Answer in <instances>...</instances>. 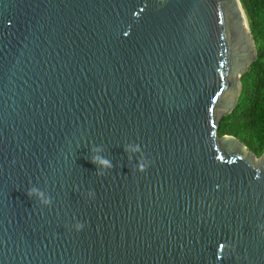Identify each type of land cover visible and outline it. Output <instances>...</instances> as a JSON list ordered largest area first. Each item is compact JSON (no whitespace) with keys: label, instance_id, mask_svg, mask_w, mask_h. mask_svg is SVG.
Wrapping results in <instances>:
<instances>
[{"label":"water","instance_id":"1","mask_svg":"<svg viewBox=\"0 0 264 264\" xmlns=\"http://www.w3.org/2000/svg\"><path fill=\"white\" fill-rule=\"evenodd\" d=\"M256 59L238 0H0V264H264V150L218 135Z\"/></svg>","mask_w":264,"mask_h":264},{"label":"trees","instance_id":"2","mask_svg":"<svg viewBox=\"0 0 264 264\" xmlns=\"http://www.w3.org/2000/svg\"><path fill=\"white\" fill-rule=\"evenodd\" d=\"M247 19L257 59L240 78L234 110L219 127V137L233 136L256 157L264 150V0H238Z\"/></svg>","mask_w":264,"mask_h":264},{"label":"clouds","instance_id":"3","mask_svg":"<svg viewBox=\"0 0 264 264\" xmlns=\"http://www.w3.org/2000/svg\"><path fill=\"white\" fill-rule=\"evenodd\" d=\"M124 153L127 156L129 163L132 162L133 156L137 157L136 164L134 166V171L143 173L145 172L151 164V161L146 159L141 146L139 144L129 143L123 147ZM90 152L94 153L90 155V162L96 166L97 171L95 172L99 176L106 174L105 170L113 169L114 165L111 159L103 155L104 148L102 145L93 146L90 148ZM138 154V155H137ZM94 195V193H92ZM26 195L32 199L35 198L42 205H50L51 200L48 198L44 192L38 190L36 187H31L27 190ZM75 229L80 231L84 227V223L77 222L75 224Z\"/></svg>","mask_w":264,"mask_h":264}]
</instances>
